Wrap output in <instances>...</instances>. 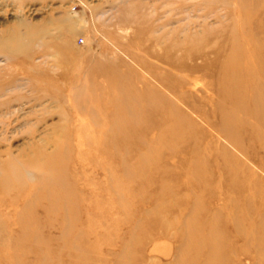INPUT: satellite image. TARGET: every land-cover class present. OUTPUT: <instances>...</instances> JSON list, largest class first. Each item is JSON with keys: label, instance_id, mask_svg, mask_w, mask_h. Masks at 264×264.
Returning a JSON list of instances; mask_svg holds the SVG:
<instances>
[{"label": "rangeland", "instance_id": "1", "mask_svg": "<svg viewBox=\"0 0 264 264\" xmlns=\"http://www.w3.org/2000/svg\"><path fill=\"white\" fill-rule=\"evenodd\" d=\"M0 264H264V0H0Z\"/></svg>", "mask_w": 264, "mask_h": 264}, {"label": "bare ground", "instance_id": "2", "mask_svg": "<svg viewBox=\"0 0 264 264\" xmlns=\"http://www.w3.org/2000/svg\"><path fill=\"white\" fill-rule=\"evenodd\" d=\"M172 66H174V67H177L178 65H175V64H171ZM124 108H125V106H124ZM171 123H173L174 124V128H171V129H176V131H178L179 132V128H181L180 126H181V123H180V121L179 120H176V119H174V120H171ZM125 127V126H124ZM170 128V127H169ZM172 131H174V130H172ZM194 180V179H193ZM164 206V205H163ZM163 206H161V207H163ZM167 206V205H166ZM160 207V206H159ZM168 207V206H167ZM166 207V208H167ZM165 208V209H166ZM170 208V207H169ZM197 208V207H196ZM159 209V208H158ZM168 209V208H167ZM197 210V209H196ZM166 211V210H165ZM168 211V210H167ZM197 216V215H196ZM196 218V217H195ZM198 218V217H197ZM162 225V224H161ZM185 226H186V224H185ZM195 227H196V225H194ZM167 229V228H166ZM192 229V228H191ZM194 230H196L195 228H194ZM214 232H215V229L213 228L212 229ZM187 231V230H186ZM185 232V231H184ZM187 232H189L188 233V237L189 236H191V237H189V238H187L186 239V244L184 243L183 245H191L190 243H189V241L192 243V241H194V243H196V244H201V237L199 236L198 238H196V235H195V237H194V235H193V237H192V234H194V231L193 230H190V231H187ZM195 232H197V230L195 231ZM198 233V232H197ZM196 234V233H195ZM185 237H186V235H185ZM214 237H216V235H214ZM183 238V237H182ZM185 240V239H184ZM196 240V241H195ZM216 246L219 244V242L218 243H216V240H215V243H214ZM187 247V246H186ZM196 247V246H195ZM185 249V248H184ZM186 250V249H185ZM198 250V249H197ZM196 251V250H195ZM212 255H213V253H212ZM192 257V256H191ZM195 257V256H194ZM192 259V258H191ZM195 259V258H194Z\"/></svg>", "mask_w": 264, "mask_h": 264}, {"label": "built area", "instance_id": "3", "mask_svg": "<svg viewBox=\"0 0 264 264\" xmlns=\"http://www.w3.org/2000/svg\"><path fill=\"white\" fill-rule=\"evenodd\" d=\"M80 42H81V39H80Z\"/></svg>", "mask_w": 264, "mask_h": 264}]
</instances>
